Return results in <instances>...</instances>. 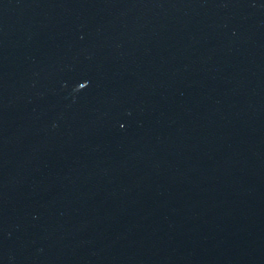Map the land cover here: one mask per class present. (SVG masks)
<instances>
[{"label":"water","instance_id":"water-1","mask_svg":"<svg viewBox=\"0 0 264 264\" xmlns=\"http://www.w3.org/2000/svg\"><path fill=\"white\" fill-rule=\"evenodd\" d=\"M0 264H264V0H0Z\"/></svg>","mask_w":264,"mask_h":264}]
</instances>
